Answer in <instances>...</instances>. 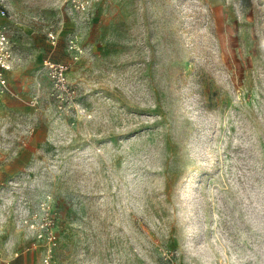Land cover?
Segmentation results:
<instances>
[{"label":"rangeland","instance_id":"374dc122","mask_svg":"<svg viewBox=\"0 0 264 264\" xmlns=\"http://www.w3.org/2000/svg\"><path fill=\"white\" fill-rule=\"evenodd\" d=\"M67 1L0 0L70 91L0 169V264H264V0Z\"/></svg>","mask_w":264,"mask_h":264},{"label":"crops","instance_id":"0c3cea01","mask_svg":"<svg viewBox=\"0 0 264 264\" xmlns=\"http://www.w3.org/2000/svg\"><path fill=\"white\" fill-rule=\"evenodd\" d=\"M3 24L0 18V26ZM24 53H14L18 60L5 72L7 90L0 97V169L8 178L26 172L28 161L40 151L42 135L49 126L41 105L35 107L31 101L36 95L43 96L50 85L43 60H58L42 56L39 50Z\"/></svg>","mask_w":264,"mask_h":264},{"label":"built area","instance_id":"2783aa9c","mask_svg":"<svg viewBox=\"0 0 264 264\" xmlns=\"http://www.w3.org/2000/svg\"><path fill=\"white\" fill-rule=\"evenodd\" d=\"M89 1L90 0H68L67 6L69 9L80 12L86 9ZM6 14V8L0 3V17H4ZM49 36L50 38H53V35L49 34ZM78 39L79 36L74 31L67 35V51L75 54L82 52L78 46ZM17 60L18 59L14 55L12 49L8 32L5 26H0V97L7 90V78L5 72L11 70L14 66V62ZM42 66V69L50 81V95L57 101L67 100L70 94L66 78L68 64L61 60L46 58L43 60ZM31 104L35 107L39 104L38 95L32 99Z\"/></svg>","mask_w":264,"mask_h":264}]
</instances>
